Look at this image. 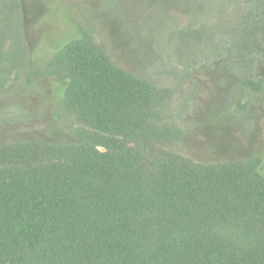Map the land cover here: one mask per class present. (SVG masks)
<instances>
[{"label":"trees","instance_id":"16d2710c","mask_svg":"<svg viewBox=\"0 0 264 264\" xmlns=\"http://www.w3.org/2000/svg\"><path fill=\"white\" fill-rule=\"evenodd\" d=\"M60 5L64 42L41 73L76 123L0 145V264H264V154L198 162L162 145L180 136L174 90L117 64ZM263 25L233 31L241 60L264 50ZM183 32L180 47L203 39ZM242 83L263 91L264 72Z\"/></svg>","mask_w":264,"mask_h":264},{"label":"rangeland","instance_id":"374dc122","mask_svg":"<svg viewBox=\"0 0 264 264\" xmlns=\"http://www.w3.org/2000/svg\"><path fill=\"white\" fill-rule=\"evenodd\" d=\"M60 1L0 4V145L66 138L65 127L76 123L72 115L56 113L57 85L41 73L64 42L50 34L63 12ZM64 1L73 9L72 25L90 31L113 61L174 90L173 105L180 109L172 114L173 124L180 136L163 139L162 145L198 162L264 154V90L242 83L262 75L264 50L246 49L243 61L231 49L234 30L264 22V0ZM42 16L47 17L39 22ZM181 31L190 38L201 33L203 39L180 47ZM31 51L42 63L29 59Z\"/></svg>","mask_w":264,"mask_h":264}]
</instances>
